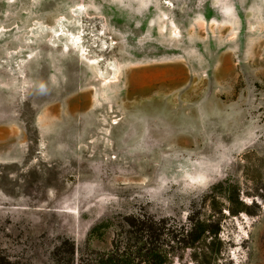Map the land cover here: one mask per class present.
<instances>
[{
    "label": "rangeland",
    "instance_id": "rangeland-1",
    "mask_svg": "<svg viewBox=\"0 0 264 264\" xmlns=\"http://www.w3.org/2000/svg\"><path fill=\"white\" fill-rule=\"evenodd\" d=\"M144 212L218 222L171 264H264V0H0V251L69 264Z\"/></svg>",
    "mask_w": 264,
    "mask_h": 264
},
{
    "label": "trees",
    "instance_id": "trees-1",
    "mask_svg": "<svg viewBox=\"0 0 264 264\" xmlns=\"http://www.w3.org/2000/svg\"><path fill=\"white\" fill-rule=\"evenodd\" d=\"M235 190V189H233ZM229 193H226L228 196ZM239 205L232 213L244 210V204ZM188 225H170L168 217H156L147 212L131 213L124 218V222L117 228L109 249L104 251L89 250L75 259V244L69 242V264H171L177 250L195 248L197 244L211 237L210 244L216 249L208 252L210 257L219 252L221 241L218 238V222L201 219L195 213H189ZM101 226L92 229L90 235L95 234ZM203 250L194 252V264H212L211 258ZM77 262V263H76ZM0 264H21L12 261L9 256L0 251Z\"/></svg>",
    "mask_w": 264,
    "mask_h": 264
}]
</instances>
